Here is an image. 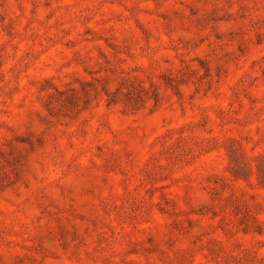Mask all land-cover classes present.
Segmentation results:
<instances>
[{
    "label": "rangeland",
    "instance_id": "obj_1",
    "mask_svg": "<svg viewBox=\"0 0 264 264\" xmlns=\"http://www.w3.org/2000/svg\"><path fill=\"white\" fill-rule=\"evenodd\" d=\"M0 264H264V0H0Z\"/></svg>",
    "mask_w": 264,
    "mask_h": 264
}]
</instances>
